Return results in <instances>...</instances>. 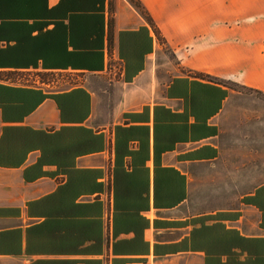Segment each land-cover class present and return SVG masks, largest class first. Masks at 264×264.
I'll list each match as a JSON object with an SVG mask.
<instances>
[{"label": "crops", "instance_id": "obj_1", "mask_svg": "<svg viewBox=\"0 0 264 264\" xmlns=\"http://www.w3.org/2000/svg\"><path fill=\"white\" fill-rule=\"evenodd\" d=\"M138 2L0 0V264H264V0Z\"/></svg>", "mask_w": 264, "mask_h": 264}, {"label": "rangeland", "instance_id": "obj_2", "mask_svg": "<svg viewBox=\"0 0 264 264\" xmlns=\"http://www.w3.org/2000/svg\"><path fill=\"white\" fill-rule=\"evenodd\" d=\"M164 47V53H165V59L170 60L171 55H170V50L166 44L163 45ZM58 76L55 75H50L49 78L51 81L56 79ZM60 77V76H59ZM67 77V76H65ZM76 78V77H74ZM74 78L71 79V83H74ZM229 86L236 91V94H241L243 96V105L244 109L248 111V116L252 118L254 125L257 126L258 128V133H259V141L254 142V147H251V139H250V132L244 127V133H243V140H242V150H243V158L244 162L248 163H253L257 166V174H258V181L259 182H248L245 183L243 182V188L244 190H251L253 189L256 185L260 184L261 182L264 181V111L260 110L259 108L264 109V94L254 91L252 89H248L242 85H236L234 83H227ZM70 85V84H67ZM66 85V86H67ZM259 107V108H258ZM259 110V112L255 111ZM252 111L253 113H250ZM245 119V118H244ZM248 120V119H245ZM244 120V122H246ZM230 139V137H229ZM226 146L227 154L228 156L231 155L232 157L235 156V148L236 151L240 149V141L235 143L234 140L229 141ZM250 151H253V154H249ZM238 156V154L236 155ZM249 168L248 166H244V174H250L248 171Z\"/></svg>", "mask_w": 264, "mask_h": 264}, {"label": "trees", "instance_id": "obj_3", "mask_svg": "<svg viewBox=\"0 0 264 264\" xmlns=\"http://www.w3.org/2000/svg\"><path fill=\"white\" fill-rule=\"evenodd\" d=\"M135 5H137L138 6V8H141V5H140V3L138 2V0H131ZM142 9V8H141ZM143 13H144V15L146 16V18L150 21V22H152V20H151V18L148 16V14L147 13H145L143 10H141ZM211 80H218V78H214V77H210V76H208Z\"/></svg>", "mask_w": 264, "mask_h": 264}]
</instances>
